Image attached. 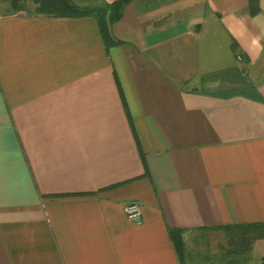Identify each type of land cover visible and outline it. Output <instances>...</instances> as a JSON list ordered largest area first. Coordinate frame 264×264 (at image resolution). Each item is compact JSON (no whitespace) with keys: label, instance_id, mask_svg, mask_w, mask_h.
<instances>
[{"label":"crops","instance_id":"crops-1","mask_svg":"<svg viewBox=\"0 0 264 264\" xmlns=\"http://www.w3.org/2000/svg\"><path fill=\"white\" fill-rule=\"evenodd\" d=\"M35 9L0 0V264H264V0H132L113 46Z\"/></svg>","mask_w":264,"mask_h":264},{"label":"trees","instance_id":"trees-1","mask_svg":"<svg viewBox=\"0 0 264 264\" xmlns=\"http://www.w3.org/2000/svg\"><path fill=\"white\" fill-rule=\"evenodd\" d=\"M27 0H12L14 7L24 9ZM36 5V13L46 14L57 17H79L93 16L98 20L100 30L103 34L105 42L109 46L122 44L116 40L111 32V26L120 20L124 8L132 0H118L110 4L97 6H82L76 4L73 0H32ZM172 240L180 253L184 252V242L181 230L171 231Z\"/></svg>","mask_w":264,"mask_h":264},{"label":"built area","instance_id":"built-area-1","mask_svg":"<svg viewBox=\"0 0 264 264\" xmlns=\"http://www.w3.org/2000/svg\"><path fill=\"white\" fill-rule=\"evenodd\" d=\"M127 219L137 225L143 222V207L138 202H130L125 205Z\"/></svg>","mask_w":264,"mask_h":264},{"label":"rangeland","instance_id":"rangeland-1","mask_svg":"<svg viewBox=\"0 0 264 264\" xmlns=\"http://www.w3.org/2000/svg\"><path fill=\"white\" fill-rule=\"evenodd\" d=\"M28 3H29V8L32 9V8H33L32 3H31L30 1H29ZM200 240H201V238H200ZM201 243H202V242H201ZM214 243H217V242L214 241Z\"/></svg>","mask_w":264,"mask_h":264}]
</instances>
